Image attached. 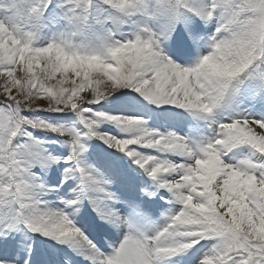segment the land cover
I'll list each match as a JSON object with an SVG mask.
<instances>
[{
  "label": "snow or ice",
  "instance_id": "obj_1",
  "mask_svg": "<svg viewBox=\"0 0 264 264\" xmlns=\"http://www.w3.org/2000/svg\"><path fill=\"white\" fill-rule=\"evenodd\" d=\"M0 264H264V0H0Z\"/></svg>",
  "mask_w": 264,
  "mask_h": 264
}]
</instances>
